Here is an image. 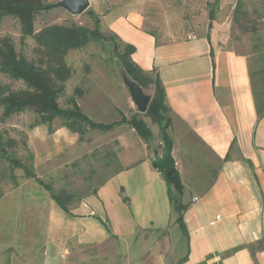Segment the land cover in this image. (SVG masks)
Wrapping results in <instances>:
<instances>
[{
	"label": "crops",
	"instance_id": "crops-1",
	"mask_svg": "<svg viewBox=\"0 0 264 264\" xmlns=\"http://www.w3.org/2000/svg\"><path fill=\"white\" fill-rule=\"evenodd\" d=\"M109 9L106 28L136 48L134 63L156 71L165 89L185 231L146 159L70 213L49 201V246L68 264L80 255L93 264H264V115L250 57L207 36L170 37L138 7Z\"/></svg>",
	"mask_w": 264,
	"mask_h": 264
},
{
	"label": "rangeland",
	"instance_id": "rangeland-1",
	"mask_svg": "<svg viewBox=\"0 0 264 264\" xmlns=\"http://www.w3.org/2000/svg\"><path fill=\"white\" fill-rule=\"evenodd\" d=\"M42 1L45 6H52L62 0ZM89 1L90 8L80 16L53 7L41 12L35 22V37H23L16 18L0 19V41L10 39L19 56L38 64L43 50L36 36L42 31L53 26L94 31L97 17L107 41L92 40L66 54L65 63L71 75L64 83L56 81L63 88L59 104L63 109H72V101H76L82 112L97 124L109 125L138 117L153 134L146 143L124 124L105 133L88 129L81 136L64 127L60 119L36 126L38 117L33 112L18 114L6 123L0 121L4 137L18 143L8 151L33 167L41 182L61 193L69 210L94 195L121 169L142 160L153 161L154 152L163 151V126L154 124L138 111L125 85L124 75H128L114 48L119 41L103 22L104 15L111 11L109 8L138 7L147 21L154 22L160 32L168 31L170 37L209 35L220 49L250 57L257 94L264 101V0H221L213 22L210 16L215 0ZM0 83L13 91L25 89L22 82L1 73ZM144 92L153 95L154 90L149 87ZM6 167L7 163H0V264H68L65 254L50 247L46 239L48 204L53 201L50 192L36 180L27 179L21 169L14 171L18 182L15 187L11 173L5 172ZM83 259L80 255L74 264H93L88 258Z\"/></svg>",
	"mask_w": 264,
	"mask_h": 264
},
{
	"label": "trees",
	"instance_id": "trees-1",
	"mask_svg": "<svg viewBox=\"0 0 264 264\" xmlns=\"http://www.w3.org/2000/svg\"><path fill=\"white\" fill-rule=\"evenodd\" d=\"M221 0H215L214 10L211 11L210 20L213 22L215 9L219 7ZM45 6L42 0H0V19L4 17L16 18L21 26L23 37H35V22L37 16L51 9ZM96 29L90 31L85 28H68L53 26L42 31L36 36L37 42L42 48L41 60L38 64L29 62L25 57L19 56L13 42L5 38L0 41V73L14 81H20L25 89L13 91L9 86L0 83V121L6 123L8 119L24 113L33 112L37 115L36 126L51 124L55 119H60L64 127L79 135H84L88 129L101 133L108 132L113 128L127 124L146 143H149L153 134L146 123L135 117L131 120L125 118L109 125L92 122L81 110L76 101H72V109H63L59 104V95L63 88L56 85V81L64 83L70 78L71 72L65 63V56L70 50L81 49L92 40H106L100 31V21L95 17ZM212 24H210L211 27ZM119 43L114 44L122 68L128 77L137 82L143 90L151 87L154 90L152 101L145 116L154 124L164 126L169 118V108L166 104V92L156 71L147 73L134 63L132 56L136 52L133 45L123 43L114 34ZM208 40L211 37L208 35ZM123 46V47H122ZM264 96V95H263ZM258 98L259 115H264V101ZM17 141L5 138L0 132V163H7L5 172H10L12 183L18 186L14 171L21 169L27 179L36 180L42 187L50 192L52 200L66 213L70 210L63 201L61 193L41 182L35 175L34 169L16 158L15 153H10L8 148L17 146ZM167 183L169 196L175 212L178 214V224L185 231L184 212L186 206L182 203L183 184L180 173L176 168L162 173ZM202 264H207L202 263Z\"/></svg>",
	"mask_w": 264,
	"mask_h": 264
},
{
	"label": "water",
	"instance_id": "water-1",
	"mask_svg": "<svg viewBox=\"0 0 264 264\" xmlns=\"http://www.w3.org/2000/svg\"><path fill=\"white\" fill-rule=\"evenodd\" d=\"M51 7L64 9L72 16H80L90 8V1L62 0ZM124 82L130 91L131 99L138 108V111L141 114H146L152 101V96L146 94L137 82L131 80L126 75H124ZM170 125L171 122L168 121L162 128L163 151L161 153L155 151L153 156L152 166L160 173L176 168V159L173 155L174 144L168 133Z\"/></svg>",
	"mask_w": 264,
	"mask_h": 264
}]
</instances>
